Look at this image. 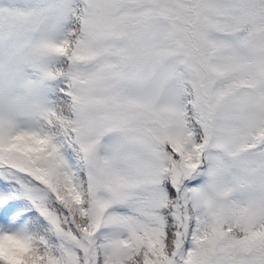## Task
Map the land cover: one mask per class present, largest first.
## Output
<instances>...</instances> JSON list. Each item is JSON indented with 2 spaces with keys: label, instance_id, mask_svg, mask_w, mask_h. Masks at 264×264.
<instances>
[{
  "label": "snow or ice",
  "instance_id": "1",
  "mask_svg": "<svg viewBox=\"0 0 264 264\" xmlns=\"http://www.w3.org/2000/svg\"><path fill=\"white\" fill-rule=\"evenodd\" d=\"M71 19L64 105L44 131L0 120V244L20 245L0 264H264V0H78Z\"/></svg>",
  "mask_w": 264,
  "mask_h": 264
},
{
  "label": "rangeland",
  "instance_id": "2",
  "mask_svg": "<svg viewBox=\"0 0 264 264\" xmlns=\"http://www.w3.org/2000/svg\"><path fill=\"white\" fill-rule=\"evenodd\" d=\"M77 1L0 0V120L23 131L45 130L40 120L54 108L46 80L59 57L52 48L72 30V20L64 26ZM65 155L73 171L83 167L75 153Z\"/></svg>",
  "mask_w": 264,
  "mask_h": 264
},
{
  "label": "trees",
  "instance_id": "3",
  "mask_svg": "<svg viewBox=\"0 0 264 264\" xmlns=\"http://www.w3.org/2000/svg\"><path fill=\"white\" fill-rule=\"evenodd\" d=\"M77 3H78V1H77ZM76 4H74V6ZM71 15H72V12H71ZM71 15L69 16V19H68L66 25L64 26L65 29H67L69 21L72 20ZM69 26L72 28L73 22H71ZM50 64H51L50 69H51L52 75L50 78H48L46 80V84L49 86L48 89H49V94L51 95V98H52L51 103L54 106L53 109H60L65 103V101L63 99V92L61 90L65 87L66 82L62 78H60L59 73L61 71H67L68 65H67V61L65 60V58L62 57L60 54H59V57L53 59ZM40 125L45 128V126H46V119L45 118H41ZM69 150L71 151V149H69ZM11 174H12L11 171L6 172L5 168L3 166H0V183L8 184V185L15 184L16 183L15 180L9 179ZM81 174L83 175L82 172H81ZM17 187H19L18 184H17ZM2 195H5V192L0 190V196H2ZM15 202L20 203V204L28 203L26 198H23L21 200H17ZM32 213H35L36 216H39L41 220L44 219L42 216H40V212L35 207L22 208L21 212H20V216L30 217L32 215ZM45 223H47V221H45ZM28 224H30V221L27 222L26 226Z\"/></svg>",
  "mask_w": 264,
  "mask_h": 264
},
{
  "label": "clouds",
  "instance_id": "4",
  "mask_svg": "<svg viewBox=\"0 0 264 264\" xmlns=\"http://www.w3.org/2000/svg\"><path fill=\"white\" fill-rule=\"evenodd\" d=\"M20 245H18L15 241L12 240H4L2 244H0V248H3L4 250L8 249H18Z\"/></svg>",
  "mask_w": 264,
  "mask_h": 264
}]
</instances>
